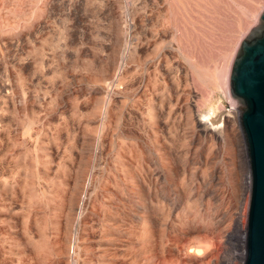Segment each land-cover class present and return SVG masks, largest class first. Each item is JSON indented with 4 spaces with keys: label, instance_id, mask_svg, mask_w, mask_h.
I'll use <instances>...</instances> for the list:
<instances>
[{
    "label": "rangeland",
    "instance_id": "1",
    "mask_svg": "<svg viewBox=\"0 0 264 264\" xmlns=\"http://www.w3.org/2000/svg\"><path fill=\"white\" fill-rule=\"evenodd\" d=\"M262 11L264 0H0V264L243 254V234L237 247L230 236L234 218L244 231L249 196L243 104L226 77ZM188 106L217 134L229 118L237 141L190 132ZM85 190L75 240L68 213Z\"/></svg>",
    "mask_w": 264,
    "mask_h": 264
},
{
    "label": "water",
    "instance_id": "2",
    "mask_svg": "<svg viewBox=\"0 0 264 264\" xmlns=\"http://www.w3.org/2000/svg\"><path fill=\"white\" fill-rule=\"evenodd\" d=\"M261 27L242 37L227 76L230 93L242 101L238 123L248 170V203L241 264H264V11Z\"/></svg>",
    "mask_w": 264,
    "mask_h": 264
},
{
    "label": "bare ground",
    "instance_id": "3",
    "mask_svg": "<svg viewBox=\"0 0 264 264\" xmlns=\"http://www.w3.org/2000/svg\"><path fill=\"white\" fill-rule=\"evenodd\" d=\"M144 47V46H143ZM139 51V50H138ZM145 51V50H144ZM162 71V70H161ZM227 78V77H226ZM167 79V78H166ZM226 82H227V80H226ZM224 85V84H223ZM225 87H226V85H225ZM224 87V89H223V86H222V91L224 92V93H226V95L228 94V90H226V88ZM189 91V90H188ZM211 92V91H210ZM210 94V93H209ZM209 94L207 95V97H206V101H208L209 100ZM214 94V93H213ZM212 98V97H211ZM229 98V97H228ZM230 101V100H229ZM188 102V101H187ZM230 103V102H229ZM154 105V104H153ZM222 105V104H221ZM213 106V105H212ZM152 107H155V106H152ZM211 107V106H210ZM215 107V106H214ZM220 108V107H219ZM193 109V108H192ZM210 110H211V108H209ZM216 109V108H215ZM158 110H160L159 108H158ZM167 110V109H166ZM106 111V110H105ZM170 111V110H169ZM155 112H157V111H155ZM164 112V111H163ZM168 112V111H167ZM166 112V113H167ZM186 112V111H185ZM187 113L189 114V116H188V118H189V120H188V124H189V126H190V132H193L194 133V131L196 130V134L197 135H202L203 137H205L206 139H208L209 141H217V142H220V141H229L230 143H232V141H235L236 140V137H238L237 136V131L235 130V128L234 127H232L231 128V131H233L234 133H232L231 131H227V127L230 125V120H229V118H228V120H226L225 121V127H224V129L222 128H220V134H217V133H215V130H214V128H213V125L211 124V122H209L208 121V117H205L204 116V118H198V117H195L194 115H193V112H192V110H191V107L190 106H188V109H187ZM160 114V113H159ZM165 114V113H164ZM161 116H162V114H160ZM187 115V114H186ZM212 117V116H211ZM157 118V117H156ZM155 118V119H156ZM187 118V117H186ZM161 119V118H160ZM162 121H165V120H162ZM208 122V124L210 125H208L207 127L205 126V124ZM157 125V124H156ZM231 126V125H230ZM158 127V126H157ZM210 127V128H209ZM157 130V129H156ZM159 130V129H158ZM161 131H163V130H161ZM133 132V131H132ZM159 132V131H158ZM193 133H192V135H193ZM199 133V134H198ZM239 133V132H238ZM186 134V133H185ZM191 134V133H190ZM1 135V134H0ZM133 135V134H132ZM184 138V137H183ZM223 138V139H222ZM140 139V138H139ZM198 140V139H197ZM207 140V141H208ZM92 141V140H91ZM237 141V140H236ZM240 141V140H239ZM199 142V141H198ZM235 143V142H234ZM226 144H227V142H226ZM238 144V143H237ZM195 145V144H194ZM214 145V144H213ZM233 145V144H232ZM240 145V144H239ZM84 147V146H83ZM156 147V146H155ZM164 147V146H163ZM228 147V146H227ZM232 147V146H231ZM167 148H169V147H167ZM235 148V147H234ZM238 148V147H237ZM86 149V148H85ZM227 149V148H226ZM230 149V148H229ZM169 150V149H168ZM166 151V150H165ZM164 152V151H163ZM167 152V151H166ZM171 152V151H170ZM194 153V152H193ZM217 153V152H216ZM168 154V153H167ZM173 155V154H172ZM239 155H241V154H239ZM94 156V155H93ZM236 156V155H235ZM237 156H238V154H237ZM171 157V156H170ZM241 157H243V156H241ZM172 158V157H171ZM162 159V158H161ZM166 159H167V157H166ZM165 159V160H166ZM207 159V158H206ZM238 159H239V157H238ZM242 159V158H241ZM169 160H170V158H169ZM168 161V160H167ZM214 161V160H213ZM159 162V161H158ZM211 162V161H210ZM241 162V161H240ZM208 163V162H207ZM228 163V162H227ZM232 163V162H231ZM230 163V164H231ZM158 164V163H157ZM161 164V163H160ZM172 164V163H171ZM206 164V163H205ZM210 164V163H209ZM226 164V163H225ZM213 165V164H212ZM232 165V164H231ZM234 165V164H233ZM240 165V164H239ZM163 166H164V164H163ZM178 166V165H177ZM241 166V165H240ZM209 167V166H208ZM228 167H229V165H228ZM227 167V168H228ZM176 168V167H175ZM231 168H232V166H231ZM84 169V168H83ZM170 169H171V167H170ZM170 169L166 166L165 167V169H161L163 172H165V174H170ZM181 169V168H180ZM229 169V168H228ZM235 169V168H234ZM238 169V168H237ZM173 170V169H172ZM211 170V169H210ZM232 170V169H231ZM239 170V169H238ZM235 171V170H234ZM174 172H175V170H174ZM211 172V171H210ZM229 172V171H228ZM233 172V171H232ZM83 173V172H82ZM241 172H239V174H240ZM175 174V173H174ZM211 174V173H210ZM232 174V173H231ZM82 175V174H81ZM148 175V174H147ZM151 175V174H150ZM209 175V174H208ZM235 175V174H234ZM152 176V175H151ZM212 176V175H211ZM236 176V175H235ZM239 176V175H238ZM242 176H243V174H242ZM137 177V176H136ZM144 177V176H143ZM163 177V176H162ZM166 177H168V176H166ZM166 177H164V178H166ZM79 178V177H78ZM84 178V177H83ZM135 178V177H134ZM150 178V177H149ZM159 178V177H158ZM240 178H241V176H240ZM247 178V177H246ZM145 179V178H144ZM169 179V178H168ZM242 179V178H241ZM135 180V179H134ZM140 180V179H139ZM157 180V179H156ZM165 180V179H164ZM243 180V179H242ZM248 180V179H247ZM141 181V180H140ZM153 181V180H152ZM155 181V180H154ZM153 181V182H154ZM171 181V180H170ZM206 181V180H205ZM136 182V181H135ZM148 182V181H147ZM166 182V181H165ZM201 182V181H200ZM245 182V181H244ZM79 183H81V181L79 182ZM133 183V182H132ZM170 183V182H169ZM246 183V182H245ZM78 184V183H77ZM138 184H140V183H138ZM152 184V183H151ZM170 184H172V183H170ZM177 184V183H176ZM204 184V183H203ZM241 184H243V183H241ZM156 185V184H155ZM245 185V184H244ZM77 186V185H76ZM131 186V185H130ZM133 186V185H132ZM137 186V185H136ZM140 186V185H139ZM175 186V185H174ZM173 186V187H174ZM204 186V185H203ZM231 186V185H230ZM82 187V186H81ZM84 187V186H83ZM83 187H82V189H83ZM86 187V186H85ZM88 187V186H87ZM124 187V186H123ZM143 187V186H142ZM146 187V186H145ZM157 187V186H156ZM208 187V186H207ZM245 187V186H244ZM125 188V187H124ZM138 188V187H137ZM149 188V187H148ZM153 188V187H152ZM176 188V187H175ZM233 195H234V198H235V202L237 203V202H239V200L241 199V193H242V191L244 190V189H242V187H240V184L238 183V182H235L234 183V186H233ZM77 189V191L80 189L79 187L78 188H76ZM139 189V188H138ZM159 189V188H158ZM157 189V190H158ZM205 189H206V187H205ZM81 190V189H80ZM87 190V189H86ZM86 190H85V192H84V196H83V198H82V200H81V203L79 204V206H77L76 205V203H75V199H76V197L74 198V203H73V205L70 207V209H69V213H68V220H67V218L65 219V220H67L68 222V224L69 223H71L72 221H73V217H72V215H74L75 214V212L76 211H78V218H76L77 220L75 221V226H74V228H76V232H74L76 235H75V240L79 237V228L81 227L82 228V223H83V221H84V216H83V214H82V210L84 209V207H85V205H86V203H87V199H86ZM124 190V189H123ZM125 190H127V189H125ZM147 190V189H146ZM145 190V191H146ZM154 190V189H153ZM161 190V189H160ZM178 190V189H177ZM74 191V190H73ZM159 191V190H158ZM212 191H214V189L212 190ZM129 192V191H128ZM131 192V191H130ZM144 192V191H143ZM149 192V193H148ZM147 193L148 194H151L150 193V190L148 191ZM209 192V191H208ZM75 193H76V191H75ZM135 193V192H134ZM138 193V192H137ZM146 193V192H145ZM161 193V192H160ZM131 193H129V195H130ZM73 195H74V193H73ZM81 195V194H80ZM146 195V194H145ZM207 195V194H206ZM72 196V195H71ZM75 196V195H74ZM200 196V195H199ZM211 196V195H210ZM147 197V196H146ZM72 198V197H71ZM70 198V199H71ZM78 198V197H77ZM78 200H80V199H78ZM77 201V200H76ZM89 202V201H88ZM71 203H72V201H71ZM78 203V202H77ZM69 204V203H68ZM87 205H89V204H87ZM146 204H144V206H145ZM147 208V207H146ZM151 208V207H150ZM235 208V207H234ZM212 209V208H211ZM84 210H86V209H84ZM152 210V209H151ZM239 210V209H238ZM66 211H67V207H66ZM149 212V211H148ZM154 212V211H153ZM234 212H236V211H234ZM146 213V212H145ZM214 213V212H213ZM213 213H211L212 215H213ZM237 214V213H236ZM154 215H155V213H154ZM233 215H235L234 213H233ZM148 216V215H147ZM146 216V217H147ZM76 217V216H75ZM210 217H212V216H210ZM148 219H150V218H148ZM155 219V217L153 218V220ZM161 219V218H160ZM214 219V218H213ZM152 220V221H153ZM157 220V219H156ZM218 220V219H217ZM162 221V220H161ZM234 221H235V225H233V231H234V235L233 234H230V236H231V238H235V239H233L234 240V242H236V247L238 246V243L239 242H241V237H240V235L239 234H243L241 231H240V229H239V227H238V218L235 220V218H234ZM148 223H149V221H147ZM159 222V221H158ZM217 221H215V223H216ZM231 222H232V219H231ZM146 223V222H145ZM155 223H157L156 221H155ZM233 223V222H232ZM163 224V223H162ZM83 225H84V223H83ZM148 225V224H147ZM152 225V224H151ZM156 225V224H155ZM149 226V225H148ZM232 226V225H231ZM66 227V226H65ZM64 228V227H63ZM62 228V229H63ZM71 228V227H70ZM220 229V228H219ZM223 229V228H222ZM225 229V228H224ZM71 230V229H70ZM191 230V229H190ZM232 230V229H231ZM75 231V230H74ZM222 231V230H221ZM227 231V230H226ZM229 231V230H228ZM232 231V232H233ZM179 232V231H178ZM182 232V231H181ZM181 232H180V234H181ZM185 234V233H184ZM195 234H198V233H195ZM81 235V234H80ZM82 235H84V234H82ZM178 235V234H177ZM222 235V234H221ZM226 235V234H225ZM168 236V235H167ZM219 236V235H218ZM229 236V237H230ZM180 237V236H179ZM204 237H205V234H204ZM204 237L202 238V239H204ZM225 237V236H224ZM177 238V237H176ZM206 238H207V236H206ZM206 238H205V240H206ZM209 238V237H208ZM223 238V237H222ZM148 239V238H147ZM179 239V238H178ZM177 239V241H179ZM210 239V238H209ZM230 239V238H229ZM187 240V239H186ZM223 240V239H222ZM222 240H220V241H222ZM151 241V240H150ZM175 241V240H174ZM177 241H176V243H177ZM75 242V241H74ZM171 242H172V240H171ZM207 242V241H206ZM73 243V242H72ZM232 243V242H231ZM242 243V242H241ZM148 244H150V243H148ZM175 245V244H174ZM232 245V244H231ZM79 246V245H78ZM151 246V245H150ZM167 246V245H166ZM169 246H171V245H169ZM169 246H167L166 248H168ZM186 246V245H185ZM154 247V246H153ZM233 247V246H232ZM231 247V248H232ZM64 248V247H63ZM172 249V248H171ZM182 249V248H181ZM221 249V248H220ZM240 249V248H239ZM64 250V249H63ZM153 250V249H152ZM159 250V249H158ZM162 250H164V249H162ZM179 250H180V248H179ZM75 250L72 248V252H74ZM146 251V250H145ZM144 251V252H145ZM149 251H151L150 249H149ZM159 251H161V250H159ZM168 251V250H167ZM172 251V250H171ZM176 251V250H175ZM175 251H172V252H175ZM221 251V250H220ZM147 252H148V250H147ZM156 252H158V251H156ZM169 252H170V249H169ZM216 252H217V250H216ZM215 252V253H216ZM219 252V251H218ZM218 252H217V254H218ZM240 252V251H239ZM238 252V247L237 248H235V252H233L232 253V255H231V257L229 258V259H226V260H212V261H207V262H205L206 264H236V261L239 259H242L243 258V254L242 253H239ZM75 253V252H74ZM160 253V252H159ZM165 253V252H164ZM188 253H192L193 255H195V257H198V258H200V257H202L204 254H205V250L203 249V248H195V247H190L189 249H188ZM145 254V253H144ZM151 254V253H150ZM150 254H148V255H150ZM156 254V253H155ZM178 254V253H177ZM183 254V253H182ZM181 254V255H182ZM214 254V253H213ZM224 254V253H223ZM62 255V254H61ZM154 255V254H153ZM164 255V254H163ZM186 255V254H185ZM215 255V254H214ZM226 255V254H225ZM161 256V255H160ZM168 255H165V257H167ZM171 256H172V254H171ZM219 256V255H218ZM220 256H221V254H220ZM228 256V255H227ZM152 257V256H151ZM158 257V256H157ZM212 257V256H211ZM214 257V256H213ZM212 257V258H213ZM229 257V256H228ZM75 258V257H74ZM162 258V257H161ZM164 258V257H163ZM177 258V260H179L178 259V257H176ZM210 258V257H209ZM173 259H174V256H173ZM184 259V258H183ZM203 259V258H202ZM214 259V258H213ZM216 259V258H215ZM172 260V259H171ZM204 260V259H203ZM202 260V261H203ZM176 261V260H175ZM186 261H187V259H186ZM186 261H183V262H186ZM241 261V260H240ZM177 262V261H176ZM188 262V261H187ZM200 262V261H199ZM198 262V263H199ZM242 262V261H241ZM73 264H75V261L74 262H72ZM179 263H180V261H179ZM191 263V262H190ZM202 263V262H201ZM189 264V263H188ZM195 264V263H194ZM197 264V263H196Z\"/></svg>",
    "mask_w": 264,
    "mask_h": 264
}]
</instances>
